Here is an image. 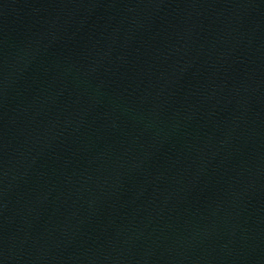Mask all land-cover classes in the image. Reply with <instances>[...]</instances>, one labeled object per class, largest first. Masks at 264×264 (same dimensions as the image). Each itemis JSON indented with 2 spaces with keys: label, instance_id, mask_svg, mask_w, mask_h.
Masks as SVG:
<instances>
[{
  "label": "water",
  "instance_id": "1",
  "mask_svg": "<svg viewBox=\"0 0 264 264\" xmlns=\"http://www.w3.org/2000/svg\"><path fill=\"white\" fill-rule=\"evenodd\" d=\"M0 264H264V0H0Z\"/></svg>",
  "mask_w": 264,
  "mask_h": 264
}]
</instances>
